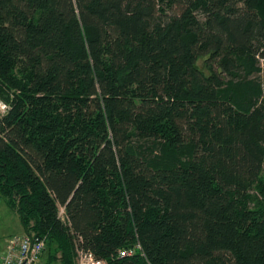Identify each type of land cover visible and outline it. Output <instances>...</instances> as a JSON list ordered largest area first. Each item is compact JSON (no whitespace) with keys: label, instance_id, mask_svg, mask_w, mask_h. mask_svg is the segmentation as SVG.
I'll return each mask as SVG.
<instances>
[{"label":"trees","instance_id":"16d2710c","mask_svg":"<svg viewBox=\"0 0 264 264\" xmlns=\"http://www.w3.org/2000/svg\"><path fill=\"white\" fill-rule=\"evenodd\" d=\"M0 101L43 264H264V0H0Z\"/></svg>","mask_w":264,"mask_h":264},{"label":"built area","instance_id":"2783aa9c","mask_svg":"<svg viewBox=\"0 0 264 264\" xmlns=\"http://www.w3.org/2000/svg\"><path fill=\"white\" fill-rule=\"evenodd\" d=\"M7 110L6 105L0 101V113ZM64 210L59 207V215L63 216ZM4 253L0 257V264H43L42 254L46 248V238L34 234L14 236L6 242ZM140 246L132 249H123L118 252L119 258L132 257ZM74 264H107L104 260L96 259L91 253L77 250Z\"/></svg>","mask_w":264,"mask_h":264},{"label":"rangeland","instance_id":"374dc122","mask_svg":"<svg viewBox=\"0 0 264 264\" xmlns=\"http://www.w3.org/2000/svg\"><path fill=\"white\" fill-rule=\"evenodd\" d=\"M23 233L16 212L9 209L0 199V257L4 253L6 242L14 236H22Z\"/></svg>","mask_w":264,"mask_h":264}]
</instances>
